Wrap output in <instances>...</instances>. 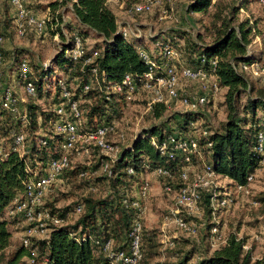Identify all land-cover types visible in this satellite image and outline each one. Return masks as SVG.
Returning <instances> with one entry per match:
<instances>
[{"label": "trees", "instance_id": "16d2710c", "mask_svg": "<svg viewBox=\"0 0 264 264\" xmlns=\"http://www.w3.org/2000/svg\"><path fill=\"white\" fill-rule=\"evenodd\" d=\"M128 1L132 3V0ZM255 1L260 3L259 0H189L186 11L201 17L207 16L208 23L202 26L204 33L197 35V40L185 39L182 48L190 66L199 65L200 56L205 58L202 67L214 73L220 87L219 94L223 91L224 99L225 118L215 131L207 130L208 135L204 136L203 140L197 139L200 158L197 157L193 165L200 168L202 162L209 164L220 175V179L230 186L236 183L245 184L247 177L254 175L248 187L249 198L256 201L254 216L257 219H264V188L255 195L252 190L256 173L263 166L260 161L264 153L254 152L253 147L256 144L257 133L261 132L264 135V74L256 76L250 68L253 63L258 64L262 60L264 51H260L259 57L248 53V46L255 38L260 36L264 40L260 26V24L264 26V16L259 15L254 20L245 18L240 22L237 18L243 7L248 8V5ZM48 6L52 12L47 30L52 35L58 34L62 37V46L46 66L27 59V54L23 51L14 56L17 69L23 59L29 61L30 79L36 87L35 95H29L31 98L29 101L19 102L20 112H12L5 108L3 105L5 93L0 94V138L10 142L17 134L23 132L27 133L26 140L29 145V151L24 155L11 151L6 158L0 156V260L5 264H27V260L35 252L36 264H111L112 256L105 245L111 240L112 252L125 250L127 247L132 219L129 201L138 177L155 167H164L171 171L173 178L166 180L159 178L162 186L164 181H169L174 189L180 186L179 174L183 168L181 160L177 157L169 158L168 152L166 154L160 152L158 146L151 143V137L160 143L172 133L165 129L167 121L165 119L156 125L140 128L131 142L122 146L121 156L111 167V176L93 178L89 173V167L74 166L68 173V176L70 175L68 178L75 176L86 183L91 180L94 182L93 192L96 191L97 185L106 182L108 188L105 194L83 197L63 210L53 208L51 203L47 204L53 214L56 213L64 219V224L55 226L47 238L36 240L34 238L30 247L20 245L6 253L11 246L12 232L9 220L4 219V216L8 214V209L16 197L24 193L26 182L32 174V170L28 168H35L38 162L46 165L49 159L57 155L54 146L62 140L60 135L54 138L44 136L50 121L58 119L59 116L53 109L44 110L38 104V100L42 99L47 101L52 99L53 104L62 101L59 97V80L54 78L56 71L61 70L68 75L66 82L69 85L72 81L82 82L80 85L76 83L72 89L74 92L72 97L81 101L84 117L82 131L86 132L94 131L100 124L116 123L121 116L122 103L126 101L123 96L116 94H113L112 101L106 100L104 92L99 87L84 92L83 83L91 67L95 65L104 70L107 80L111 83H117L125 74H130L137 86H140V91L142 75L147 71V65L139 55V48L150 52L148 45L144 44L141 36L124 37L119 30L117 16L107 0H54ZM69 12L74 16V25L64 20V15ZM64 28L70 33L69 38H65ZM76 34L84 38L91 36L95 38V44L87 51V56L97 53L94 63H76L68 56L67 51L73 48ZM178 37L182 39L184 35L180 34ZM205 37L210 40L205 42ZM158 40L175 48L165 39H156L154 42ZM153 56L159 63L165 60L161 56ZM211 60H216L214 67H211ZM249 74L257 78L251 80L248 78ZM19 77L25 86L21 74ZM50 85H55L54 95H51ZM216 99L217 97L210 99L203 107L214 104ZM168 109L170 108L165 104L156 103L150 111L155 120H159ZM25 114L28 122L25 121ZM177 114L185 117L186 124L189 123V119L199 118L198 113L188 114L179 111ZM128 168H132V174L127 172ZM82 172H87V176H80ZM209 198V193L204 191L200 207L203 211L204 206L211 220L213 209ZM78 205H82V212L75 222H69V216L75 213ZM214 224L212 222L208 225L207 237ZM158 234V230L146 229L144 225L141 238L143 256L140 264H160L154 262L161 257L157 250L161 246L157 240ZM186 243L177 244L179 251L177 253L184 255L178 257L175 264L188 262L192 264L194 248L186 252L183 249ZM245 243L244 238L232 232L226 243L211 249L193 264H264V254L254 258L251 250L243 248Z\"/></svg>", "mask_w": 264, "mask_h": 264}, {"label": "built area", "instance_id": "2783aa9c", "mask_svg": "<svg viewBox=\"0 0 264 264\" xmlns=\"http://www.w3.org/2000/svg\"><path fill=\"white\" fill-rule=\"evenodd\" d=\"M259 1L264 4V0ZM8 2L16 11L15 18L19 34H24L26 26L34 28L39 34H44L47 31V24L51 15L49 9L45 17L37 18L27 8L23 0H8ZM156 3H159L158 0H132L130 11L138 15L148 14ZM118 24L119 30L125 38L142 37L137 31H133L130 25L119 22ZM73 40L74 45L71 50L67 51L68 56L76 63H94L97 53L87 56L88 47L85 45L83 37L76 34ZM3 42L4 36L0 34V47ZM155 45L158 50L156 56L165 58L164 61L161 60V63L155 60L152 50L148 52L143 48H139V55L147 65V71L142 75L143 83L141 87L143 92L149 94L146 104L147 109H151L153 104L163 103L168 108L181 107L180 112L182 113L194 114L200 112L210 99L217 97L220 92L219 84L214 73L202 67V63L205 62L203 56L198 58L200 64L197 66L179 65L176 59L179 54L175 48L164 44L162 40L156 41ZM3 61L4 54L0 51V63ZM48 63L44 62L43 64L46 66ZM210 64L211 67H214L216 60H211ZM250 68L254 75L261 74L257 63H253ZM19 74L25 81L24 88L27 95H35L36 87L30 79L31 66L27 59L22 60L19 66ZM86 78L82 87L83 91L87 92L93 87H99L108 101H112L113 94H116L123 96L124 100L129 102L140 93V86H137L134 77L130 74H125L122 80L117 83H111L107 80L106 72L93 65ZM189 81L198 83L199 91L196 95L190 94L188 90L183 88V84ZM77 82V85L82 83L79 80ZM59 84V97L62 101L54 106V111L59 117L53 125L54 134L62 136L60 146L56 151L57 155L49 159L45 167L28 168L32 170V174L26 182L24 193L16 197L8 209V215L14 218H22L28 224V228L21 238L22 245L25 247L31 246L33 238H47L55 226L64 224V219L56 213L53 214L47 207L45 199L54 190L57 182L61 180L65 172L74 168L71 153H79L80 151L89 153L91 149L98 150L99 157L102 158L100 169L104 170V175L111 176V167L122 152V146L112 143L108 138L110 134L116 132L117 124L105 123L100 124L94 131H82L84 117L80 106L81 101L73 99L74 92L72 89L74 87L67 84L65 78L59 79ZM4 93V107L12 112H20L18 98L9 89ZM24 118L25 121H29L26 114ZM201 135L207 136L208 131L202 129ZM79 142L80 145H78ZM151 143L158 146L160 152L165 154L168 152L169 158L177 157L183 163V168L179 174L181 183L177 189H174L169 181H164L163 190L174 195V209L164 216L163 227L167 228L173 224L186 235L195 237L198 234V226L193 217L201 214L200 202L204 191L210 195L213 216L218 208L227 210L236 206L240 200L245 199L247 201V198H249L248 187L254 175H249L245 184L236 183L230 186L226 183H218L221 177L209 164L202 162L200 168H195L193 161L197 157L200 158L199 144L196 138L172 132L160 143L154 137H151ZM263 145L264 135L258 132L256 144L253 147L254 152L263 154ZM11 151L17 152L19 155H24L29 151L25 133L17 134L10 142L0 138V156L6 158ZM104 159L111 161V165L107 164ZM263 163L264 156L260 161V164ZM189 167H192V169ZM127 172L132 174V168H128ZM87 174V172H82L80 176L86 177ZM150 174L165 180L173 178L171 171L164 167H155L150 171ZM136 190L135 195H132L129 201L132 208V219L126 249L112 252V241L106 242V250L112 256L111 264H140L142 260L141 238L151 192L150 180L146 177L141 179ZM126 201L127 199H125ZM250 203L252 206L256 205L254 200ZM82 209V205H78L75 213H81ZM213 222L215 224L210 228L207 237V243L211 249L226 243L229 234L234 232L225 234L222 232L221 225L216 220ZM243 248L248 249L246 244ZM36 256L37 253L34 252L33 256L27 260V264H36ZM187 264H190V262Z\"/></svg>", "mask_w": 264, "mask_h": 264}, {"label": "rangeland", "instance_id": "374dc122", "mask_svg": "<svg viewBox=\"0 0 264 264\" xmlns=\"http://www.w3.org/2000/svg\"><path fill=\"white\" fill-rule=\"evenodd\" d=\"M27 8L35 15L37 18H43L47 15L48 6L51 1L54 0H23ZM157 1V0H156ZM152 11L148 14H134L130 11L132 6L128 0H110L109 4L114 13L117 16L118 22L124 25H130L133 31H137L142 35V40L144 44L148 45L149 50H152L154 55L157 54V46L155 45L156 39H165L167 42H171L173 46L178 50L179 56H176L175 61L179 65H188L186 60V55L183 52V45L185 39L197 40V35L204 33L203 25L208 23L207 16L197 15L188 13L186 11L187 4L189 0H158ZM52 12V11H51ZM16 11L8 0H0V34L4 36V42L0 49L4 54V61L0 63V94L6 92L9 89L19 100V102L29 101L31 98L27 95L24 85L19 77L17 66L15 65L14 56L19 54V52L26 53V58L29 60H35L39 64L44 62H49L54 55L58 52L62 46V37L57 35H52L48 30L44 34H39L34 28L26 26L24 34H19L16 25L15 14ZM264 16V5L259 2H253L247 7H243L242 11H239L238 22L244 20L245 18H258V16ZM248 16V17H247ZM64 20L66 23L75 24L74 16L72 12L64 15ZM261 31L264 34V26L260 24ZM64 36L70 37V33L63 29ZM184 35V38L178 39V35ZM85 45L91 48L96 40L93 36L89 38H84ZM172 40V41H170ZM205 42L210 39L205 37ZM260 51H264V40L259 36L255 38L251 44L248 46V53L252 56L259 57ZM25 55V54H23ZM260 76L264 74V54L262 60L258 62ZM55 80L62 78L67 79L68 75L64 72L56 71L54 74ZM248 78L255 80L253 75L249 74ZM68 80V79H67ZM77 81H72L71 85L75 88ZM55 85H50L51 95L56 93ZM183 88L188 90L190 94L196 95L198 93V83L196 82H186L183 84ZM149 94L140 91L133 100L122 103V111L119 119L116 120V132L109 135V140L119 146H123L131 142L135 133L142 127H148L150 125H156L160 120H167L165 123V129L171 132H178L184 136H189L203 140L204 136L201 135L202 129L208 131H215L219 124L225 118V111L223 106V91L217 96L214 104L205 106L200 112H198L199 118L189 119V123L185 121V117L177 114L181 110V107L174 106L168 109V112L164 113L163 117L159 120H155L150 109H147V98ZM52 99L38 100V104L46 109H53L55 104ZM243 101V100H242ZM84 106V104H83ZM20 107V105H19ZM23 107V106H22ZM22 109V108H21ZM23 112V109L21 110ZM175 114V115H174ZM56 119L51 120L49 123V128H47L44 136L48 135L50 138L56 136L54 134V122ZM185 121V122H184ZM186 126V127H185ZM27 134V133H26ZM122 134V136H121ZM53 137V138H54ZM80 145V142L79 144ZM59 142L54 146V152L59 148ZM98 150H90L89 153L83 152H73L71 153V158L73 165H82L89 167V173L93 175V178L98 176H105L104 170L100 169V160ZM50 156L52 155L49 154ZM105 160V159H104ZM102 161V160H101ZM105 162L111 165V161L105 160ZM97 165V167H95ZM99 165V166H98ZM46 165L38 162L37 167L42 168ZM192 169V167H189ZM72 170L65 172L64 176L60 181L57 182L54 190L49 193L45 199L46 205L53 204V208L58 210H63L64 208L71 206L72 204L78 202L83 197H88L90 195L101 196L105 194L107 190V183L101 182V185H97L96 191L93 192L94 182L91 180L88 183L84 182L83 179L68 176ZM90 174L88 176H90ZM146 177L151 183V192L148 202L147 214L144 218V225L146 229H155L159 231L157 240L161 243L158 252L161 257L154 260V262H159L160 264H175L177 258H181L184 254L179 252L177 244L186 243L184 250L187 252L194 248V256H192L191 263H195L203 255L211 251L207 243V227L210 223L216 220L222 227L223 233H228L234 231L238 233V236L244 238L246 241V246L248 250H251L254 258H259L264 254V219H257L254 216V206L251 205L252 198H247L240 200L238 204L227 210L223 208H218L214 212L213 218L210 220L206 209L203 206V211L198 216H194L193 220L198 226V234L193 237L186 235L179 229H177L173 224L169 225L167 228L163 227V219L166 214L174 209L172 193H166L163 190L162 181L151 175L150 172L138 177L133 185V191L131 195H135L136 187L138 186L141 179ZM94 180V179H93ZM96 183V182H95ZM219 184H225L224 180H219ZM264 188V165L256 173V177L253 183V194L255 195ZM48 207V205H47ZM218 212V215H217ZM80 213H72L69 216V222H75ZM215 218V219H214ZM4 219L9 220V228L12 232L11 246L6 251L9 253L13 251L16 247L22 245V236L25 230L28 228V224L22 218H14L10 215H5ZM34 239V238H33ZM37 238H35L36 240ZM38 239H43V237H38ZM186 241V242H185ZM209 248V249H208ZM179 254V255H178ZM0 264H5L0 260Z\"/></svg>", "mask_w": 264, "mask_h": 264}, {"label": "crops", "instance_id": "0c3cea01", "mask_svg": "<svg viewBox=\"0 0 264 264\" xmlns=\"http://www.w3.org/2000/svg\"><path fill=\"white\" fill-rule=\"evenodd\" d=\"M263 165H264V163H263Z\"/></svg>", "mask_w": 264, "mask_h": 264}]
</instances>
